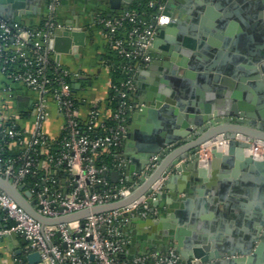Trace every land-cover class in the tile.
Instances as JSON below:
<instances>
[{"label": "water", "instance_id": "95a60500", "mask_svg": "<svg viewBox=\"0 0 264 264\" xmlns=\"http://www.w3.org/2000/svg\"><path fill=\"white\" fill-rule=\"evenodd\" d=\"M31 1L37 0H0V18L13 23L15 11L21 16L37 14V7L27 11V4ZM60 1L63 6L67 3L66 0ZM172 1L167 4L171 21L159 30L151 49L156 55L152 65L165 73V77L139 85V107L133 114V119H145L149 123L148 130L141 129L138 137L133 133L132 125L126 152L122 155L129 162L130 184L135 182L134 174L141 175L155 156H159L158 167L149 176L140 178V184L133 188L129 197L58 218L40 214L38 201H29L33 195L24 184L18 185L13 179L0 176V192L43 227L81 222L112 211L121 212L139 199L149 197L152 187L160 181L163 185L157 199L172 192L174 185L180 183L181 191L185 190L201 201L207 198L214 204L223 200L217 194L220 188L232 191L240 170L255 174L264 183V152L262 159L250 154L254 143L264 142V101L255 104L248 97L247 102L242 101L243 92L249 88L264 93V35L253 49L231 38L224 44L213 43V31L207 27L208 18L222 20V15L208 9L205 11V5L199 0L178 8ZM223 1L234 4L237 14L241 11L238 6H242L254 11V17L264 16V0ZM108 3L111 16L128 9L132 0H109ZM182 4L185 3L182 1ZM70 27V30L56 29L49 43L57 62H60L61 55L76 54L79 47L85 46L83 29ZM210 48H215L216 56L209 55ZM200 87L208 89L209 94L202 93ZM219 137L229 140L228 147L225 150L212 147V158L206 168L202 167L201 146ZM132 148L129 152L128 149ZM188 158L189 163L182 162ZM118 179L119 173L113 172L111 180L116 183ZM258 200L251 215L250 230L236 243L209 240L197 233L193 226L186 230L187 224L183 220L173 226L169 224V230L162 232L171 238L168 248L176 250L185 264H264V193H260ZM180 212L184 214L183 210ZM3 213L0 208V215ZM184 219L190 220L189 213ZM118 220H128L130 227L148 225L158 228L162 223H169L167 218L160 221L152 216L138 217L135 211L121 215ZM125 232L134 235L131 228ZM11 237L18 238V235L13 233ZM22 243L26 244V241ZM28 261L30 264L39 263V253L28 256Z\"/></svg>", "mask_w": 264, "mask_h": 264}, {"label": "built area", "instance_id": "2783aa9c", "mask_svg": "<svg viewBox=\"0 0 264 264\" xmlns=\"http://www.w3.org/2000/svg\"><path fill=\"white\" fill-rule=\"evenodd\" d=\"M59 3L60 0H50L52 14ZM146 5L143 11L128 8L111 16L98 14L96 25L100 27L106 48L116 54L119 59L116 67L128 77L110 85L108 100L115 103L114 109L107 106V100L105 107L93 105L86 118L81 117V106H77L73 93V84L81 74L57 62L49 47L54 31L65 26L53 16L39 29L0 21V72L11 85H20L36 95L34 131L29 145L15 159L5 161L0 153V176L11 178L18 185L24 184L33 195L29 201L37 200L38 212L45 217L58 218L127 198L139 185L140 178L149 176L159 165V156H155L141 175L134 174L135 182L130 184L129 162L120 153L111 164H97L101 153L121 151L128 139L131 115L138 109L136 77L154 61L151 49L155 37L171 21L167 0H147ZM19 61L22 69L7 74L8 67ZM106 66L110 70L115 64ZM52 104L63 121L57 138L49 137L44 130ZM25 134L17 118L0 125V136L19 146L23 145ZM228 143L229 140L219 137L202 145L200 164L207 167L212 157L211 148L218 146L225 150ZM263 152L264 142H258L253 144L250 154L262 159ZM45 169H52L56 174L61 172L66 176V183L61 182L60 175L50 174ZM40 172L43 176L28 189L26 177ZM113 172L119 173L116 183L111 180ZM162 185L163 181L156 183L149 197L139 199L121 212L112 211L81 222L45 227L0 192L4 219L13 224L0 228V243L13 233L26 241L22 254L13 255L15 264H30L28 256L33 253L40 255L37 264H185L170 247L128 255L132 241L125 230L130 222L118 218L132 211L138 217H148L150 201L155 199Z\"/></svg>", "mask_w": 264, "mask_h": 264}, {"label": "crops", "instance_id": "0c3cea01", "mask_svg": "<svg viewBox=\"0 0 264 264\" xmlns=\"http://www.w3.org/2000/svg\"><path fill=\"white\" fill-rule=\"evenodd\" d=\"M66 1L67 3L64 6L60 1L54 14L49 9L50 0L31 1L27 4V11L37 7L39 8L37 14L21 16L19 12L15 11L13 13L14 22L23 23L26 27L33 28L38 27L44 19H49L53 16L65 26V29L70 30V26H79L83 29L86 33L85 46L79 47L76 54L61 55L60 64L72 72L81 74V77L74 82L76 84L74 90L81 104V117L86 118L93 105L100 104L101 107H105L112 83L111 72L103 60L107 49L105 40L101 30L96 27V18L99 13H102V11L106 12L107 15L111 13L109 0ZM134 1L132 0V3ZM182 1L185 4H182ZM190 1L194 3L198 0H173L172 4L178 8L183 5L187 6ZM199 1L205 5V11L208 9L213 13L222 15V20L221 18L218 20L208 18L207 27L213 31V43L224 44L227 39L231 38L240 41L247 48L253 49L257 47L262 35H264V16L262 18L254 17V11L246 10L242 6H238L241 11L237 14L238 9L235 8V5L225 3L223 0ZM169 2L170 0H167V4ZM0 21L11 23L2 18H0ZM210 49L209 55L216 56V53L213 52L215 48ZM222 50L229 52L225 49ZM54 57L56 58V53ZM153 57L156 59L155 54H153ZM150 67H154V69L150 70ZM164 75L165 73L159 71L152 64L141 69L135 81L138 107L139 85L150 84L156 80L155 78L165 77ZM200 91L206 94L209 92L208 89L203 88ZM35 96L20 85H11L0 72V125L7 123L12 118H17V124L26 133L23 145L19 146L16 142L10 144V152L15 155H19L27 149L34 131L35 112L33 106L36 100ZM243 96V102H247L248 98L255 104H260L264 101V93L262 91L259 92L256 88L245 90ZM133 114L131 115L129 133L130 127L134 125L133 133H137L138 137H140L141 129L148 130L149 123L145 119H133ZM62 125L63 121L57 108L52 104L50 107V118L44 126L45 133L51 138H57L61 134ZM128 141L129 136L120 151L121 156L125 155ZM128 150L131 152L133 148ZM165 153L168 155V152ZM182 162L189 163L190 161L188 158L182 160ZM45 171L53 175L56 174L52 169H45ZM56 175H60L61 182L66 183L64 174L57 172ZM234 180L236 184L232 186V191H225L221 188L218 190L219 198H223L218 204L210 202L207 198H205L206 201L198 200L197 196H192L191 193L185 190L181 191L180 183L175 184L174 190L167 192L160 199L155 197V199L150 201V209H153L154 213H151L150 210L149 216L160 221L167 218L169 223H162V227L158 228L148 227V225H133L132 227L128 225L127 229L131 228L134 232V235H129L132 243L128 248V255L146 254L152 249L166 250L171 243V238L165 237L162 232L166 231L169 224L173 226L174 223L179 224L183 220L187 224L186 230H191L189 227L193 226L197 233L209 240L236 243L241 235L248 232L251 228V215L256 210L255 204L259 201L258 196L260 193H264V183L255 174L247 173L244 170H240ZM181 210L184 211V214L179 213ZM187 213H189L190 220L184 219ZM4 218V214H1L0 228H5L8 225ZM22 241L25 240L18 235V238L10 236L0 243V264H15L13 255L20 256L25 247ZM19 251L21 254H18Z\"/></svg>", "mask_w": 264, "mask_h": 264}, {"label": "trees", "instance_id": "16d2710c", "mask_svg": "<svg viewBox=\"0 0 264 264\" xmlns=\"http://www.w3.org/2000/svg\"><path fill=\"white\" fill-rule=\"evenodd\" d=\"M147 0H135L129 7V9L131 10H138V11H143V10H146L147 9ZM150 11H153L152 9H149ZM102 15H107L106 12H103L101 13ZM47 21V19H44L41 24L38 26V27H33V28H29V27H26L23 23H20L21 25H24L26 28L28 29H39L41 27L44 26L45 22ZM96 27L98 29H100V27L98 25H96ZM103 60L105 61L106 65H112V64H115V66L111 67L110 69V72H111V78H112V83H117L119 82L120 80H122L123 78L125 77H128L126 76L125 74L123 75L120 71V69H118L116 66V63L118 64L119 62V59L117 58L116 54L112 51H110L109 49H106V52H105V55L103 56ZM16 69H22L21 68V61H19L17 63V65H14V66H10L8 67V72L7 74H10V73H13L14 71H16ZM69 83L73 84L72 81H69ZM74 96L76 97V92L74 90ZM109 103H107V106L111 109H114L115 108V103H112L110 101V99L108 100ZM76 104L77 106H80V101L78 100V98L76 97ZM11 143H14V142H10L9 139H3L1 136H0V153H1V156L2 158L7 161L9 159H15V158H18L20 157V154L19 155H15L13 154L12 152H10V144ZM55 151V150H54ZM57 152V150H56ZM120 153V150L116 152H113V151H106V152H103L101 153L100 155V159L97 160V164L98 165H101L102 163H107V164H111V162L116 158V156H118V154ZM41 158L43 159L44 156L41 155ZM43 176V172L41 173H38L36 176H32V175H29L26 177V180H25V183L27 185V188L28 189H31L36 182L39 181V179ZM13 224L12 223H9L8 224V227H11Z\"/></svg>", "mask_w": 264, "mask_h": 264}]
</instances>
